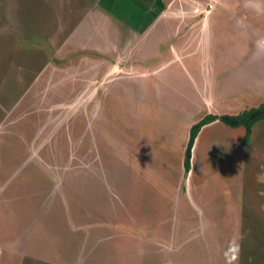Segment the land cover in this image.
Listing matches in <instances>:
<instances>
[{
    "label": "rangeland",
    "instance_id": "374dc122",
    "mask_svg": "<svg viewBox=\"0 0 264 264\" xmlns=\"http://www.w3.org/2000/svg\"><path fill=\"white\" fill-rule=\"evenodd\" d=\"M70 1L0 0V264H264V118L204 125L183 168L190 125L264 85H93L56 56Z\"/></svg>",
    "mask_w": 264,
    "mask_h": 264
},
{
    "label": "crops",
    "instance_id": "0c3cea01",
    "mask_svg": "<svg viewBox=\"0 0 264 264\" xmlns=\"http://www.w3.org/2000/svg\"><path fill=\"white\" fill-rule=\"evenodd\" d=\"M216 1L73 0L85 12L56 56L75 59L64 71L94 73L93 85H264V0H235L221 20ZM247 16L260 27L242 37Z\"/></svg>",
    "mask_w": 264,
    "mask_h": 264
},
{
    "label": "trees",
    "instance_id": "16d2710c",
    "mask_svg": "<svg viewBox=\"0 0 264 264\" xmlns=\"http://www.w3.org/2000/svg\"><path fill=\"white\" fill-rule=\"evenodd\" d=\"M264 118V101L259 102L257 105H251L244 107L236 113H216L207 112L203 114L198 120L190 125L188 139L183 157V168L185 175L191 168L192 148L198 133L201 128L215 120L222 122L231 127L242 126L244 133L242 136V142L247 143L250 139V135L253 130L254 124Z\"/></svg>",
    "mask_w": 264,
    "mask_h": 264
}]
</instances>
